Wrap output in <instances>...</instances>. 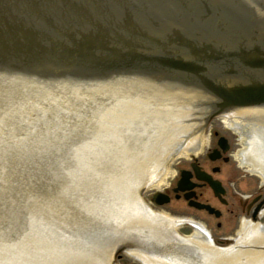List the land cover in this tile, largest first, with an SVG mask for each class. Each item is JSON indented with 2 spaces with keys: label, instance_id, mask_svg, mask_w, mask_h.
<instances>
[{
  "label": "water",
  "instance_id": "95a60500",
  "mask_svg": "<svg viewBox=\"0 0 264 264\" xmlns=\"http://www.w3.org/2000/svg\"><path fill=\"white\" fill-rule=\"evenodd\" d=\"M260 105L264 0H0V264H112L127 247L139 264H264L148 207L212 123L261 133Z\"/></svg>",
  "mask_w": 264,
  "mask_h": 264
},
{
  "label": "flooded vegetation",
  "instance_id": "af4514ba",
  "mask_svg": "<svg viewBox=\"0 0 264 264\" xmlns=\"http://www.w3.org/2000/svg\"><path fill=\"white\" fill-rule=\"evenodd\" d=\"M221 122L231 137L216 132L213 143L207 144L208 150L189 159L187 167L180 169L178 178L170 184V192L166 191L171 198L168 204L176 201L188 209L196 210L199 214L196 216L188 212L175 215L185 219L184 226L187 229L194 232L198 228L220 248L228 244L227 216L231 215L235 220L240 248L264 249V244L251 241L255 229L264 231V127L259 128V134L244 135L239 129L229 127L222 119ZM183 169L190 171V181L195 186L187 191H175ZM195 169L218 182L222 193L217 195L209 181L198 178ZM187 193L193 194V202L208 204L214 211L195 206L192 200L186 198ZM154 206L165 211L164 205ZM211 218L219 221L215 223Z\"/></svg>",
  "mask_w": 264,
  "mask_h": 264
},
{
  "label": "rangeland",
  "instance_id": "374dc122",
  "mask_svg": "<svg viewBox=\"0 0 264 264\" xmlns=\"http://www.w3.org/2000/svg\"><path fill=\"white\" fill-rule=\"evenodd\" d=\"M216 132H218V135H228L231 137V134L225 129V127L219 123H212L210 125V139H209V142L212 144L216 138ZM208 150V149H207ZM189 160H186L184 161L182 164L179 165L174 177L172 178V180L169 182V184L171 183H174L176 181V179L178 178V173H179V170L184 168V167H187V162ZM168 184V185H169ZM168 185L162 187L161 189L164 190L165 187H167ZM167 191L170 192L169 189H166ZM155 191L151 192L149 194V200L152 199V196L154 194ZM232 199V198H230ZM233 205V204H232ZM165 208H168V209H171V210H174V211H178V212H181V213H184V212H188V213H191L193 214L194 216L199 215L198 212L194 209H188V207H185V206H182L180 203L178 202H173L172 204H168V205H165L164 206ZM213 222L217 223V221H219L218 219H214V218H211ZM235 220L234 218H232L231 215H228L227 216V233L228 235L232 234V232L234 231L235 229ZM117 264H139L137 261H135L134 259H132L129 255L127 254H124V253H121V256L119 257L118 261H117Z\"/></svg>",
  "mask_w": 264,
  "mask_h": 264
}]
</instances>
